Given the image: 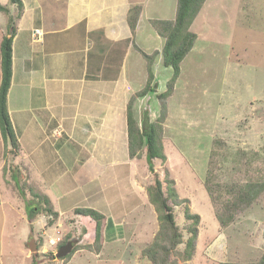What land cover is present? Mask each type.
<instances>
[{
    "label": "rangeland",
    "instance_id": "374dc122",
    "mask_svg": "<svg viewBox=\"0 0 264 264\" xmlns=\"http://www.w3.org/2000/svg\"><path fill=\"white\" fill-rule=\"evenodd\" d=\"M138 2L131 4L128 14L138 6V21L143 7L148 12L137 22L138 31H134L126 55L123 73L133 72V76L129 84L119 85L121 78L117 87L100 88V94L104 91L100 105L113 107L100 113V134L116 138L111 145L100 146V158L108 157L110 148L113 160L105 162L106 170L120 161L116 164L119 172L131 173L122 179L123 199L109 206L100 200L99 212L106 224L100 249L87 247L93 242L95 222L75 213L72 205H97L98 198L94 203L85 196H68L63 204L69 202V206L62 205L63 212L55 215L48 211L55 205L44 200L27 171L23 175V170L8 165L7 160L3 175L0 172V264H152L141 250L152 242L159 226L147 196L155 175L148 169L144 145L138 156L125 158L128 138L121 123H126L131 93L140 92L146 82V59L139 46L146 49L155 45L158 35L153 21L174 19L176 10L173 14L170 7L175 0H165L164 17H155L151 6L160 0ZM5 15L14 24L15 14ZM189 29L196 33V39L180 62V74L169 93L160 96L167 90L172 68L157 59L154 69L151 66L154 91L133 95L132 102L139 125L148 105L149 121L156 124L165 155L164 160L153 159L154 171L164 195L166 181H172L179 201H168L181 234L180 242L169 251L168 264L183 260L192 229L196 230V241L188 263L256 262L264 254V189L250 205L234 212L225 225L220 224L216 212L227 216L223 207L232 202L231 192L239 186L247 182L264 186V0H205ZM17 152L18 148L12 152L5 143L6 159ZM27 203L36 206L32 222ZM189 214L199 215L195 227ZM29 238L34 239L36 251H30ZM69 239L74 243L73 252L67 258L58 257V246Z\"/></svg>",
    "mask_w": 264,
    "mask_h": 264
},
{
    "label": "crops",
    "instance_id": "0c3cea01",
    "mask_svg": "<svg viewBox=\"0 0 264 264\" xmlns=\"http://www.w3.org/2000/svg\"><path fill=\"white\" fill-rule=\"evenodd\" d=\"M4 1L0 4L7 13L15 14L7 108L18 152L6 159L0 131V172L3 175L8 160V165L17 166L23 175L28 173L32 185L55 205L56 213L62 211V205L69 206V202L63 204L68 196H85L94 203L98 198L97 205L84 206L98 211L100 200L106 206L117 204L123 199L122 179L131 173L119 172L116 164L120 161L106 170L105 162L113 160L110 148L108 157L100 158V146L111 145L116 139L100 134V113L113 109L100 105L104 92L100 94V88L129 84L133 76L129 71L124 74L123 69L132 44L127 14L138 0H21L18 17L16 4ZM164 1L151 6V14L162 16ZM170 7L174 14L176 0ZM145 11L143 7L137 22ZM7 13L0 11V42L7 32ZM157 37L147 51L139 46L147 54L156 52L153 69L156 60H162L164 38ZM122 40H127L126 47L119 45ZM144 65L147 68L146 60ZM121 128L127 133V123H121ZM125 154L129 158L128 143Z\"/></svg>",
    "mask_w": 264,
    "mask_h": 264
},
{
    "label": "trees",
    "instance_id": "16d2710c",
    "mask_svg": "<svg viewBox=\"0 0 264 264\" xmlns=\"http://www.w3.org/2000/svg\"><path fill=\"white\" fill-rule=\"evenodd\" d=\"M16 4L17 7V17L20 16L22 12V2L21 0H10ZM205 0H177L176 13L174 19H161L152 20L155 25L158 35L164 38V44L162 46L161 55L164 66H170L172 68V76L167 83V90L160 94L162 98L166 96L171 88L176 78L180 74V62L184 56L192 48L193 43L196 39V33L189 29L193 19L198 13L199 9ZM0 11L5 13L8 12L7 8L0 4ZM133 13L129 12L127 16L128 24L131 28L132 35H134L136 27V18L138 14V6H133ZM151 21V22H152ZM15 35V26L13 24L12 18L8 17L7 32L6 35L2 37L0 42V131L4 142L10 144L11 151L15 152L18 148L17 137L14 131L8 108H7V93L10 87V81L12 77V39ZM133 42V39H130ZM127 40H122L119 45L126 47ZM142 56L147 60V78L144 88L137 94V96L145 95L147 93H152L154 91L153 85L151 84L153 80V72L151 70L153 57L156 52L151 55L141 51ZM133 93L127 103L126 108V123H127V135H128V155L130 158L138 156L140 148L142 145L146 148L145 160L148 169L151 173H154L153 184L147 187V196L151 204H153L155 211L157 213L158 219V230L154 235L152 242L141 250V254L147 257L152 264H168V257L170 249H173L176 244L180 242L181 234L177 229L174 215L172 212V207L168 203L169 200L178 201L177 193L172 188V181L167 180L166 196L162 191V185L159 177L154 171L153 159L160 158L164 160L165 155L161 150L160 140L157 135L156 124L149 121V110L148 105L145 104L142 112V124L139 125L135 121L132 112V102L134 100ZM210 196L212 195L209 187L206 186ZM263 184H256L252 182H247L239 186L235 191L231 192L233 197L232 202L223 208L227 211V216L223 213L216 212V217L221 225L227 224L233 218V213L244 209L250 205L263 191ZM44 200L49 202L48 198L43 195ZM179 202V201H178ZM29 221L32 222L34 219L33 214L36 212V206L31 203L26 205ZM48 211H53L48 209ZM75 213L88 216L95 222L94 226V238L93 242L88 244L87 247L93 251H98L101 247V243L104 240V228H105V216L94 208L90 207H77L74 209ZM55 215L56 212H53ZM231 213V214H230ZM194 221V227L199 219L198 214H189ZM190 232L193 234L190 236L184 247V258L181 262L172 264H190L187 262L188 259L193 255L194 246L196 241V230L192 229ZM195 239V240H194ZM64 243V242H61ZM76 248V247H75ZM72 251L66 255L67 258L71 255ZM32 264H35L33 262ZM218 264H264V254L256 262L250 263H239V262H227L223 261Z\"/></svg>",
    "mask_w": 264,
    "mask_h": 264
},
{
    "label": "water",
    "instance_id": "95a60500",
    "mask_svg": "<svg viewBox=\"0 0 264 264\" xmlns=\"http://www.w3.org/2000/svg\"><path fill=\"white\" fill-rule=\"evenodd\" d=\"M27 244H28L30 251H36L37 250V247L34 244L33 238H29ZM73 246H74L73 241L70 239L67 240L64 244H62L58 247L56 255L58 257H65L66 255H68L72 251Z\"/></svg>",
    "mask_w": 264,
    "mask_h": 264
},
{
    "label": "flooded vegetation",
    "instance_id": "af4514ba",
    "mask_svg": "<svg viewBox=\"0 0 264 264\" xmlns=\"http://www.w3.org/2000/svg\"><path fill=\"white\" fill-rule=\"evenodd\" d=\"M60 245H62V243H61ZM60 245H59V246H60ZM59 246H58V247H59Z\"/></svg>",
    "mask_w": 264,
    "mask_h": 264
}]
</instances>
